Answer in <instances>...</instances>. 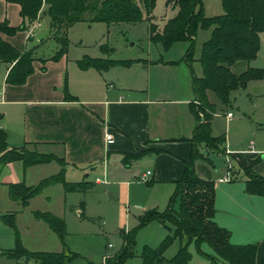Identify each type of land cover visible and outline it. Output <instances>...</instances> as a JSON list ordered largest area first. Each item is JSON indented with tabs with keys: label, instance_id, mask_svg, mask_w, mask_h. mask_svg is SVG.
<instances>
[{
	"label": "crops",
	"instance_id": "1",
	"mask_svg": "<svg viewBox=\"0 0 264 264\" xmlns=\"http://www.w3.org/2000/svg\"><path fill=\"white\" fill-rule=\"evenodd\" d=\"M173 7L177 11V7ZM19 10L17 3L0 0V23L7 21L9 26H18L22 21ZM42 16L49 23V17L42 11L31 26H41ZM152 21L155 22V19ZM25 30L11 36L0 32L1 39L20 51L33 48L36 57L33 73L20 85L6 82L10 64H0V129L6 134L9 148L25 146L31 151L63 158L64 181L72 184L88 181L90 188L81 191L79 187L66 189L62 183L52 184L30 198L27 206H22L18 200L9 197L8 186L15 183L34 185L56 174L61 166L54 160L31 166H24L19 160L0 163V220L4 214L15 213L16 229L22 245L28 250L76 252L69 239L72 232L66 230V218H95L88 213L86 201L82 199L94 185L116 186L118 204L122 201L127 203L131 195L138 196L143 201V206H139L140 212L157 209L159 205L156 204L159 201L155 199L153 203L149 192L143 189L131 193L132 186L140 183L138 180L142 173L150 171L146 186H163L160 188L166 195L175 189V183L184 169V161L190 154L188 138L192 136L196 124L191 110V80L188 78L187 67H176L178 64L161 59L149 62L143 60L141 67H134L136 64L140 66L141 62H132L129 66L114 65L102 71L95 68L82 70L77 66L78 59L73 61L77 69L69 67L66 52L56 61L47 60L42 63L40 59L44 57L36 54L42 44L53 41L58 48L50 26L37 37H27ZM29 40L32 42L31 47L27 46ZM259 56L258 51L256 58L249 61L243 70L247 67L261 68L256 63ZM42 66L44 69H41ZM262 79L251 80L246 87L255 86ZM65 82L67 92L75 97L74 100L65 99ZM255 91L259 92L260 87L255 88ZM263 95L264 92L255 94V97L250 95V100L255 101L256 97ZM207 96L212 103L209 91ZM229 111L233 113L231 118H227L224 113L228 123L235 118L234 112ZM236 120L245 122L246 128L249 127L247 122L253 121L251 115L243 111ZM108 135L111 140H107ZM231 144L225 136L222 148L230 152V161L232 157L238 162L236 173L244 174L242 167L253 162V170L264 177V144L261 148H255L254 142L250 141L245 148L240 149ZM143 149L156 151H150L124 164L125 153ZM201 161L195 162L196 172L201 178L211 180V174L203 169ZM245 180L244 174V180L239 182L231 183L232 178L221 182L227 184L218 189L217 194L215 186L214 219L218 225L230 231L232 243L254 244L255 264H264V197L247 193ZM35 210L62 218L63 238L48 223L36 219L32 213ZM140 212L134 216L135 223ZM24 214L28 216V225L22 223ZM120 214L129 216L127 212L120 211ZM115 219H118L117 213ZM121 229L127 231L130 227L119 228L117 234ZM118 237L116 250L110 242L104 244L99 264L104 262L106 256L119 250L122 245L120 233ZM110 248L114 250H108ZM19 260L25 262L23 258Z\"/></svg>",
	"mask_w": 264,
	"mask_h": 264
},
{
	"label": "trees",
	"instance_id": "2",
	"mask_svg": "<svg viewBox=\"0 0 264 264\" xmlns=\"http://www.w3.org/2000/svg\"><path fill=\"white\" fill-rule=\"evenodd\" d=\"M20 6L22 18L18 26H9L7 21L0 23V32L14 35L18 31L28 29L36 21L42 11L49 17V26L58 48L49 58H41V62L58 60L67 52L68 29L77 22H104L113 24L140 21L148 22V39L158 44L161 51H166L175 42L190 41L189 48L183 56V61L191 67L195 35L199 28L211 27V33L201 45L199 62L201 75L191 73V89L193 100L191 110L195 117V127L192 136L188 138L191 150L184 161V169L180 179L175 183V189L169 197L163 212L155 208L143 211L137 218V224L131 229L119 231L122 245L111 255L105 257L103 264H123L134 256L135 235L137 231L153 220L168 222L172 226L156 247L145 245L141 258L142 264H187L191 255L188 245L194 242L198 251L200 245L207 244L213 255L209 256L211 264H255L256 246L251 243L234 244L230 241V231L214 219L215 216V183L203 179L195 171L197 160L210 161L204 148L219 151L223 149L225 135L212 134L211 120L216 113L215 104L208 99L211 91L218 100L226 106L231 104V93L244 89L251 80H259L264 76V68L247 67L234 73L231 66L238 61H251L256 58L260 48V33L264 32V0H221L223 12L207 17L204 15L202 0H166L177 7L174 16L168 18L161 28L152 21V11L155 0H5ZM36 57L33 48L20 51L8 41L0 38V64H10L6 74L9 84H23L34 71L33 61ZM133 60H118L106 57H91L84 55L76 60L82 69L95 68L106 70L114 65L129 66ZM174 63V62H172ZM41 69H44L42 66ZM66 100L75 97L67 92L64 86ZM149 150H138L135 153H125L124 164L149 153ZM19 160L24 166L56 161L61 169L53 175L41 179L34 185L15 183L8 186V195L18 200L22 206H27L29 199L39 194L45 187L62 183L64 187H79L81 191L90 188V182L76 184L68 183L63 178L64 159L50 153H39L28 150L25 146L8 147L5 132L0 129V163ZM253 162L242 167L246 176L245 191L264 197V177L253 170ZM177 203V206L175 204ZM36 219L45 221L54 229L60 238L64 234V221L45 211L32 212ZM2 221L12 227L15 232V245L12 249L1 253L19 260L32 261L35 264H68L80 257L72 251H31L26 249L20 240L15 225V213L4 214ZM179 246L175 254L166 259L164 252L175 241ZM64 244V243H63ZM89 264H93L90 262Z\"/></svg>",
	"mask_w": 264,
	"mask_h": 264
},
{
	"label": "rangeland",
	"instance_id": "3",
	"mask_svg": "<svg viewBox=\"0 0 264 264\" xmlns=\"http://www.w3.org/2000/svg\"><path fill=\"white\" fill-rule=\"evenodd\" d=\"M202 2L204 15L207 17L215 16L223 12L221 0H202ZM173 6V3L166 4V0H155V6L152 11L153 19H155L154 23L160 27L163 25L164 20L174 16L176 9ZM40 24L41 26L39 27L37 24L33 26L30 25L28 30H25L24 33L26 34L31 30L34 36H41L42 32L49 27L48 20L45 16L41 17ZM147 29L148 23L145 20L133 24L127 22L113 24H106L104 22H77L67 31L69 41L67 48L69 67H75L77 69L73 61L82 58L83 55H88L91 57L133 60V62L136 63L141 62L140 66L136 64L134 67L143 66V60L149 62L161 59L166 62L170 61L171 64H178L176 67H187L188 78H190V80L191 73L197 76L201 74L202 69L199 62L201 45L209 38L211 27L199 28L197 30L191 67L182 60L189 48L190 41L175 42L166 52H163L160 51L161 49L158 44L148 39ZM260 41L263 42V46L259 48L260 56L256 63L259 64L261 68H264L263 32L260 34ZM30 42L29 40L27 45L29 47L32 46V42ZM56 48L57 45L55 42H46L39 47L36 54L47 58L55 52ZM247 63V61L243 60L236 62L231 68L232 72L239 73ZM257 85L260 87L259 92L255 91V88L258 87ZM262 92H264V78L258 81V84H255V86L248 85L245 89L234 90L231 93V105L226 106L218 100L213 92L209 91V98L212 103L215 104L217 113L213 117V134H225L227 141L230 139L232 142L231 146L233 145L236 149L245 148L250 141L254 142L255 148H261L262 144H264V95L258 96V98L256 97L255 101L250 100V95L255 97V94L259 95ZM229 110H232L235 114L234 120L230 121V123H228L224 115V113ZM241 111L252 117L253 121L247 122L249 125L248 128L244 126L245 122L236 120ZM224 151L223 149L218 152L207 148L203 149V152L208 154L210 161H201V163L203 169H205L208 174H211V180L215 182L216 194L218 189H222V187L227 184L221 183L219 179L227 173L228 164H230L231 167V178L233 180L231 183L244 180V174L236 173L238 162L234 161L232 157L231 161L227 162L223 154ZM138 181L140 183L132 186L131 193L134 191L139 192L142 189L149 192L150 200H152L153 203H155L156 200V202L159 201V203H156L159 204L157 210L163 212L174 189L166 195L162 188H160L163 186L157 185L152 188L151 186H146L147 182ZM161 194L163 195L160 196ZM116 196V186L94 185L82 199L86 201L88 213L92 215V218H95L87 219L84 217L77 218L75 216L66 218V230L72 232L69 239L74 245V250L80 254L79 258L68 264H89L90 262L99 264L106 242H110L113 248L115 250L117 249L119 243V233L117 234V231L119 228H128L129 226L131 229L137 224L134 222V216L139 214V206H143V201L138 196L131 195L127 203H123L124 201H122L121 204H118ZM117 205L118 211H116ZM175 206H177V203ZM120 211L127 212L129 216H122ZM115 213L118 214V219H115ZM141 213L142 212H140V214ZM23 217V225H28V216L24 214ZM158 220L156 219L149 222L137 231L133 250L134 256L126 259L123 264H142L141 253L143 247L145 245L156 247L168 233H171L170 228L172 226L170 223H161ZM168 226L170 228H168ZM0 227L2 228H0V264H25V260V262H20V260L1 254L2 251L8 250L14 246L15 232L1 220ZM42 244L45 245L44 243ZM178 246L179 240H175L164 252V257L166 259L171 258L175 254ZM114 249L110 248L108 250ZM200 250L201 252L198 251L197 245L194 242L188 245V251L191 257L187 264H211L209 259V256L213 255L211 248L203 243L200 245ZM27 264H33V262L28 261Z\"/></svg>",
	"mask_w": 264,
	"mask_h": 264
},
{
	"label": "built area",
	"instance_id": "4",
	"mask_svg": "<svg viewBox=\"0 0 264 264\" xmlns=\"http://www.w3.org/2000/svg\"><path fill=\"white\" fill-rule=\"evenodd\" d=\"M33 35V32L31 30L28 31L27 33V37H30ZM226 117L227 118H231L233 116V113L231 111L229 112H226ZM107 140H111V136H107ZM224 155L226 157V161L229 162L230 159H229V155H230V152L228 150H225L224 151ZM227 173L221 177L219 179V181L221 182H227V181H230L231 180V167H230V164H228V167H227ZM149 175H150V171H146L144 173H142L140 176H139V180L143 181V182H147L148 179H149ZM110 246V245H109ZM18 264H24V263H18Z\"/></svg>",
	"mask_w": 264,
	"mask_h": 264
},
{
	"label": "water",
	"instance_id": "5",
	"mask_svg": "<svg viewBox=\"0 0 264 264\" xmlns=\"http://www.w3.org/2000/svg\"><path fill=\"white\" fill-rule=\"evenodd\" d=\"M46 12L45 11H43V14H45ZM158 221H160V220H158Z\"/></svg>",
	"mask_w": 264,
	"mask_h": 264
}]
</instances>
